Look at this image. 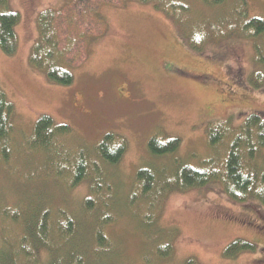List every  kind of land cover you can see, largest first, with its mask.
Listing matches in <instances>:
<instances>
[{"label":"rangeland","instance_id":"374dc122","mask_svg":"<svg viewBox=\"0 0 264 264\" xmlns=\"http://www.w3.org/2000/svg\"><path fill=\"white\" fill-rule=\"evenodd\" d=\"M212 1L90 0L94 12L81 11L67 31L62 24L67 58L81 53L70 69L73 83L63 86L31 68L28 56L38 37V14L52 9L63 19L83 8L81 0H10L20 16L17 49L12 56L0 49V89L13 103L16 131L8 160L0 162L1 207L12 211L44 202L51 215L69 213L71 242L87 249L91 264H264V209L258 202L236 203L213 182L170 191L153 209L139 198L134 181L138 169L172 167L174 160L204 170L212 159L220 170L228 141L223 130L221 142L209 145L207 127L226 122L236 129L247 114L264 117V88L250 83L258 69L254 44L264 54V35H249L253 31L245 27L252 17L264 19V0ZM42 115L72 128L55 150L27 145ZM106 133L126 140L115 165L88 156ZM156 133L178 137V151L152 156L147 143ZM79 151L86 154V178L71 186ZM132 197L137 201L130 205ZM87 199L91 211L84 208ZM104 218L112 223L103 229L107 245L98 248L93 231ZM20 227L0 219L2 262L24 241ZM236 238L255 250L225 259L223 250ZM166 243L170 254L158 257L157 248ZM20 254L17 264L32 261ZM34 259L42 264L45 249Z\"/></svg>","mask_w":264,"mask_h":264},{"label":"trees","instance_id":"16d2710c","mask_svg":"<svg viewBox=\"0 0 264 264\" xmlns=\"http://www.w3.org/2000/svg\"><path fill=\"white\" fill-rule=\"evenodd\" d=\"M141 2L146 3V0H141ZM219 2L220 0L212 1L214 4ZM79 3V6L83 5V8L73 9L74 14L70 10L63 19L58 11L52 9L44 10L37 16L38 37L29 53L28 64L34 70L43 73L46 80L51 84L71 85L74 81L70 70L72 64L74 61H81L80 52L68 59L67 49L61 47L62 36H65L62 32L64 29L67 31L70 26L77 24L78 14L81 11L85 14L86 10L94 12L88 8L90 0H81ZM19 20V14L10 7V0H0V49L5 55L12 56L16 52L15 27ZM62 24H64V29ZM245 27L252 29L253 33L250 32L249 35L258 37L264 35V19L252 17L246 22ZM254 50L258 69L251 76L250 83L253 86L264 88V54L257 43L254 44ZM13 116V103L0 89V162H6L10 156L11 138L16 131L12 126ZM216 126L217 128L213 129L207 127L206 133L208 134L209 145L215 146L217 142H221L222 131L224 130V138L228 141V146L224 164L220 170L213 167L212 159L205 163L206 169L204 170L179 160L170 161L172 167L165 165L163 168L164 163H161L158 167L157 164H154L137 170L134 179L137 184V193H139V198L145 200L148 208H153V202L160 205L166 193L170 191H184L218 182L228 199L236 203L254 200L264 209V117L256 113L247 114L236 129L227 127L226 122ZM71 134L72 128L69 125L56 123L50 116L42 115L35 122L32 132L28 136L27 145L32 150L42 152L55 150L59 147V142H63L62 139H66ZM147 147L152 156L166 158L178 151L180 139L176 136L156 133L148 140ZM125 150L126 140L123 137L115 133H106L94 145L93 152L88 156L94 155L101 163L115 165L121 160ZM78 155L80 159L69 176L71 186L77 185L86 178V154L79 151ZM211 160L212 162H210ZM216 166L219 165L216 164ZM168 169L170 172L166 175ZM156 177H159L160 181ZM157 182L158 188H155L154 191V185ZM152 193L155 194L150 196ZM135 196H137L136 193ZM90 201L91 199L85 201L84 208L88 211L92 210ZM136 201L134 198L130 201V205L135 204ZM42 206L44 207V202H40L36 206H24L25 208L18 206V209L11 211V209L2 208L0 205V219L21 226L24 236V241L20 240L19 242L17 254L9 255V261L2 262L0 260V264H17L15 259L20 253L22 258L32 259L29 263L24 264H40L36 263L34 254L41 248H44L46 252V260L42 264H91L92 262L88 261L86 256L87 249H82L84 251L82 252L75 248L71 242L72 235H74L72 216L62 210L51 215ZM110 223H112L111 220L104 218L93 231L98 248L107 245V241H104L103 229ZM26 243L27 246L21 248ZM169 249L168 243L159 246L157 248L158 257H167L170 254ZM254 250L253 244L236 238L225 247L223 256L225 259H234L240 253L253 252ZM2 251L0 247L1 254ZM187 264H195V262L189 260Z\"/></svg>","mask_w":264,"mask_h":264},{"label":"bare ground","instance_id":"6f19581e","mask_svg":"<svg viewBox=\"0 0 264 264\" xmlns=\"http://www.w3.org/2000/svg\"><path fill=\"white\" fill-rule=\"evenodd\" d=\"M242 41H243V39H242Z\"/></svg>","mask_w":264,"mask_h":264}]
</instances>
